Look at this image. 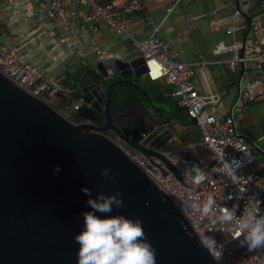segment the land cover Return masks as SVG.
<instances>
[{
    "label": "water",
    "instance_id": "water-1",
    "mask_svg": "<svg viewBox=\"0 0 264 264\" xmlns=\"http://www.w3.org/2000/svg\"><path fill=\"white\" fill-rule=\"evenodd\" d=\"M145 73L141 57L97 62L78 84L83 106L76 121L0 71V264H77L74 237L84 227L83 212L91 211L82 188L92 198L119 193L122 208L96 214L139 217L156 264H218L177 204L125 151L142 153L154 166L153 158L161 160L182 180L166 157L179 142L173 123L193 127L197 120L184 124L131 79ZM243 74L244 66L239 87ZM118 85L146 102L136 96L123 102L113 92ZM104 168L113 180L100 175Z\"/></svg>",
    "mask_w": 264,
    "mask_h": 264
},
{
    "label": "built area",
    "instance_id": "built-area-1",
    "mask_svg": "<svg viewBox=\"0 0 264 264\" xmlns=\"http://www.w3.org/2000/svg\"><path fill=\"white\" fill-rule=\"evenodd\" d=\"M181 1L176 0L168 15ZM235 2L229 12L220 14L222 10L217 8L208 14L210 29L219 32L224 27L226 35L232 39L231 43L218 42L212 51L213 56L226 58L212 62L206 56H200L195 61L186 62L179 50L160 37L168 17L156 23L145 12L143 0H126L122 6L98 0H35L38 26L44 21H48L49 26L41 27L39 34L25 43H20L17 38L11 46L0 41V71L33 96L71 118L81 110L82 101L62 100V82L33 65L29 61L28 48L47 35L51 39L58 38L59 45L70 56H75L78 50L73 45L71 32L76 28L80 33H88L89 50L101 58L103 52L97 37L102 26L127 39L139 57L145 60L144 78L150 83L168 86L178 106L190 119L197 120L200 140L178 145V155L173 152L166 155L180 174L181 181L161 160L153 158L157 164L154 166L140 152L126 148V153L165 190L197 234L206 233L224 245L218 264H264V248L249 251L239 240L232 239L234 225L213 223V217H201L189 207L195 197L199 196L202 201L212 195L222 206L238 205L239 216L248 197L255 195L264 201V162L257 161L253 154L255 145L240 133L239 120L233 112L223 111V97L215 89L209 74V66L215 63L232 73L241 71L244 66L234 110L240 104L249 105L264 99V0ZM3 9L4 2L0 0V20L3 19ZM136 15H141L149 28L150 34L144 40L137 39L132 33L131 20ZM82 63L89 66L86 61ZM233 159L242 161L236 182L223 167L224 160L231 162ZM194 165L203 169L207 176L200 185L192 180ZM241 188L246 191L240 193Z\"/></svg>",
    "mask_w": 264,
    "mask_h": 264
},
{
    "label": "crops",
    "instance_id": "crops-1",
    "mask_svg": "<svg viewBox=\"0 0 264 264\" xmlns=\"http://www.w3.org/2000/svg\"><path fill=\"white\" fill-rule=\"evenodd\" d=\"M98 1L113 2L118 6H122L126 2V0ZM184 1L188 4L193 3L191 0H182L174 11L168 15V10L173 7L176 0H143L145 12L156 23H160L168 17L160 34L162 41L179 50L186 62L195 61L200 56H206L212 62H219L225 59L226 57L213 56L212 51L218 42L231 43L232 39L226 35L224 27L219 32H213L210 29L208 14L217 8L222 10L220 14L229 12L232 5L236 4L235 0H213L209 8L206 9L204 5H201V8L199 7L195 11H186V7L183 5ZM3 2V19L0 20V41L4 44L11 46L14 38H17L20 43H25L36 37L41 27L47 28L49 26L48 21H44L42 26H38L35 0H3ZM131 24L132 33L137 39L144 40L149 36V28L141 15L132 17ZM71 37L73 38V45L78 50L75 56H70L67 50L61 46L62 51L57 48L56 44H59V39H51L47 35L42 36L39 41L27 50L29 61L33 65L37 66L45 74L60 79L64 87L61 99L64 101L73 99L72 87H78L84 75L89 74L87 71L95 73L97 62L100 60L115 58L129 61L139 57L127 39L116 35L106 26L101 27L97 37L98 46L103 52L101 58L94 56L89 50V35L87 32L80 33L75 28L71 32ZM83 61L88 62L89 66H85L82 63ZM213 67H219L218 71L214 72ZM209 74L215 89L223 97L222 109L226 112H233L239 120L240 131L242 127L251 129L262 124L264 112L261 115L259 112L254 111L252 106L264 102V99L249 105L240 104L234 110L233 106L239 94L238 81L241 71L232 73L221 64L215 63L209 66ZM155 84H159L158 88H154V91L150 90V88H153L152 85ZM145 85L149 88H147L149 95L156 97L158 103L169 101L171 104L169 109L174 114L176 107L180 108L177 101L172 98L171 90L168 86L163 83H150L149 81ZM189 121L184 122V124ZM175 132L176 136L179 137V142L172 151L175 155L179 153L178 145L191 144L200 140V135L199 137L197 134L194 135L192 128L185 125L183 127H175ZM241 134L243 135L244 133L241 131ZM261 162H264V159Z\"/></svg>",
    "mask_w": 264,
    "mask_h": 264
},
{
    "label": "clouds",
    "instance_id": "clouds-1",
    "mask_svg": "<svg viewBox=\"0 0 264 264\" xmlns=\"http://www.w3.org/2000/svg\"><path fill=\"white\" fill-rule=\"evenodd\" d=\"M106 68L108 71L115 70L114 66ZM241 166L242 161L235 159L223 162L226 174L232 177L233 182H236V173ZM59 171V166H56L54 173ZM191 171L195 173L192 177L193 183L200 185L207 179L203 169L198 166L194 165ZM100 175L110 180L114 179L109 168L102 169ZM81 191L89 197L86 203L91 211L83 212L84 227L74 237L79 245L77 264H156V249L147 239L143 222L139 217L132 219L124 215H111L101 218L96 214L111 213L114 207L122 208L123 199L118 192L110 195L101 192L92 198L90 188H82ZM239 191L244 193L246 189L241 188ZM262 204L264 201L255 195L250 196L242 214L238 216V205L222 206L212 195H208L202 201L199 196L195 197V202L189 207L201 217H213V223L234 225L232 239L239 240L241 246L254 251L264 248ZM198 241L216 261L221 259L224 245L218 244L215 237L199 233Z\"/></svg>",
    "mask_w": 264,
    "mask_h": 264
},
{
    "label": "rangeland",
    "instance_id": "rangeland-1",
    "mask_svg": "<svg viewBox=\"0 0 264 264\" xmlns=\"http://www.w3.org/2000/svg\"><path fill=\"white\" fill-rule=\"evenodd\" d=\"M191 2H193V3H189L188 4L185 1L183 2V5H185V7H186V11L198 10V8L201 5H204L206 7V9H207L213 3V0H191ZM200 12L202 13V11H200ZM56 47L59 48L62 51V48L60 47L59 44H56ZM228 57L229 56H227V58ZM44 69L47 70L46 68H44ZM212 69H213L214 72H216V71H218L219 67H213ZM137 80L144 87L148 88L145 85V83L148 82L147 79H145L144 77H141V78H138ZM158 86H159V84L152 85L153 88H150V90L154 91L155 90L154 88H158ZM232 93H233V91H232ZM158 104L161 107H167L168 109L171 106L169 101L158 103ZM252 108H253L254 111H257V112H259L262 115L263 112H264V102H260L256 106H252ZM223 111H225V110H223ZM175 114L177 115V117L181 121H185L186 122L188 120V118L186 116V113H185V111L183 109H180V108L176 107ZM75 118H76L75 115L71 117L72 120H74ZM263 127H264V121L259 126H255V127L251 128V129H245L243 127L241 128V131L244 133L243 136L246 137L247 139L251 140L254 143L255 146L253 147V154L256 156L257 161H259V162H261V160L264 159V129H263ZM191 128L194 131V135L197 134L198 137H199L200 133H199L198 127L197 126H193ZM241 131H240V133H241ZM261 151H263V153H261Z\"/></svg>",
    "mask_w": 264,
    "mask_h": 264
},
{
    "label": "trees",
    "instance_id": "trees-1",
    "mask_svg": "<svg viewBox=\"0 0 264 264\" xmlns=\"http://www.w3.org/2000/svg\"><path fill=\"white\" fill-rule=\"evenodd\" d=\"M87 72L91 73L90 71H87ZM117 91H120V93L123 95V97H124L123 102L129 98H134V95H136V91L130 86L118 85L113 89V92H117ZM72 93H73V99H71V100H80L81 96L79 94V88L78 87H76V86L72 87ZM185 113H186V111H185ZM75 116H76V118L74 120H76V121L81 120L80 118L77 117V114ZM186 116H187L188 120H190L187 113H186Z\"/></svg>",
    "mask_w": 264,
    "mask_h": 264
},
{
    "label": "flooded vegetation",
    "instance_id": "flooded-vegetation-1",
    "mask_svg": "<svg viewBox=\"0 0 264 264\" xmlns=\"http://www.w3.org/2000/svg\"><path fill=\"white\" fill-rule=\"evenodd\" d=\"M131 79H132L135 83H137V84L143 86L141 83H139V81H138L137 79H135V78H131ZM112 82H113V80H112ZM143 88H144L147 92H149V90H148L146 87L143 86ZM136 97H138L140 100L146 102V99H145L143 96H141L140 94H138L137 92H136ZM173 126H174V132H175V127L178 128L179 126H177L175 123H173ZM175 133H176V132H175ZM138 136H139V134H138Z\"/></svg>",
    "mask_w": 264,
    "mask_h": 264
}]
</instances>
